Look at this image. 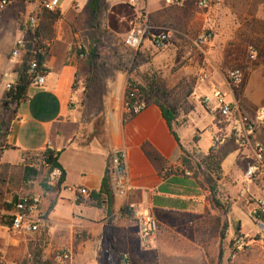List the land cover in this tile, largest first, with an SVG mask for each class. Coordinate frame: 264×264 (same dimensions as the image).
Instances as JSON below:
<instances>
[{"label": "crops", "instance_id": "1", "mask_svg": "<svg viewBox=\"0 0 264 264\" xmlns=\"http://www.w3.org/2000/svg\"><path fill=\"white\" fill-rule=\"evenodd\" d=\"M196 1L181 0V5H174L165 0H105V4L106 14L115 8L130 10L133 16L130 31L142 13L147 15L155 31H169L172 41H179L177 35L191 33L187 28L192 25L199 33L212 30L214 40L203 54L205 63L212 70L208 74L210 82L204 89L200 88L199 94L192 91L188 99L210 96L214 90H221L228 101L239 100L245 115L254 117L258 110H264V58L240 62L242 68L245 67V80L233 95L228 91L226 74L221 70L232 65L224 58L227 45L243 33L250 45L248 52L251 48L255 52L264 51V0H215L208 10L198 8ZM41 2L19 1L0 12V43L10 44L0 56V72L3 70L11 78L9 83L16 84L18 76L14 71L24 57L13 60L11 52L16 42L25 38L31 20L38 18ZM87 5L88 0H60L57 11L61 19L55 24L54 39L49 45L44 65L45 83L40 87H29L8 132L0 133V264H49L58 251L69 249L75 253L72 264H101L103 252L108 253L105 247L107 231L116 249L123 246L131 252L127 244L130 222H139L146 217L170 225L173 222H199L201 227L207 228L216 222H221V226L226 223L230 235L235 233L238 237L250 238L244 234L241 218L247 216L257 228L251 216L255 203L250 204L246 199L251 196L256 201L264 197V170L259 175V183L251 184L245 180L246 171L254 163L249 154H240L230 142L213 148V138L218 130L214 107H204L211 128L195 130L199 135L196 144L184 142L185 128L182 126L176 132L190 160L194 149L205 156L211 155V150H214L212 155H219L220 173L218 177L210 173V177L215 180L212 188L217 192L216 199L220 204L222 199L218 193L226 195L225 201L229 199L225 213L216 206L211 197L212 189L201 179L187 177L173 182L170 180L173 176L162 178L165 167L183 168V165L181 149L158 107L147 106L145 111L124 124L128 75L114 77L117 91L105 94L103 131L98 132L100 126L95 130L94 122L85 120L83 108L78 107L83 96V68L75 48L85 47L90 40ZM113 20L115 25L119 23L115 18ZM143 44L148 47L147 41ZM186 56L190 57L191 52ZM153 61L157 64V57ZM6 95L7 92L1 93L0 101L5 100ZM192 119L189 117V122ZM101 134L104 141L99 139ZM253 141L264 150V125L255 132ZM47 149L60 152L58 162L64 171L62 185L53 192V208L46 213L38 206L36 232H13V200L42 195L37 189H30L31 179L25 181L26 167L31 166L27 164V157ZM108 152L123 154L128 190L124 198L117 197L114 190L112 205L104 201L100 207H95L89 197H80L73 190L100 191L109 163ZM15 175L21 178V183L12 186ZM51 180L56 186L59 176ZM123 207H126L125 211H122ZM232 229H235L233 234ZM79 233L87 239L79 242ZM204 240L202 244L206 242Z\"/></svg>", "mask_w": 264, "mask_h": 264}, {"label": "rangeland", "instance_id": "2", "mask_svg": "<svg viewBox=\"0 0 264 264\" xmlns=\"http://www.w3.org/2000/svg\"><path fill=\"white\" fill-rule=\"evenodd\" d=\"M108 12L109 14H106L107 8L105 4L100 17V47L106 56L116 58V63L111 62L109 59L104 63V67L99 66L95 70V73H91V70L86 64L87 56L83 53V51H88L90 48V40L85 47L81 45V47L76 46L75 48L83 68L81 83L83 96L78 103V107L83 108L85 120L88 122L93 121L95 130L96 126H100L97 128L98 132L101 133L103 131L105 94L108 91H117V79L113 80V78H118L124 74L129 76V68L133 65L136 55L139 52L140 55L137 58L136 64L137 69L142 73L155 75L160 90L171 93L179 105V117L175 125V130L177 131L178 127L182 126V128H185L183 130L184 142L189 141L191 144H196L199 135L195 130H198V128L206 130L211 128V125L207 121V112L204 110L206 106L202 103V95L191 98L190 100L184 97L188 90L195 91L199 94L200 88L204 89L210 82V79L204 84L199 82V76L202 72H207L208 74L212 72L208 63H205L203 54L192 46V41L197 38L200 31L192 25L187 28L191 33L187 31V33H184V36L177 35L178 42L169 39L168 43L160 50L154 49L151 41H147L148 47H144L143 44L138 50H133L125 43L126 37L132 27L131 21L133 16L130 10L115 8L110 9ZM106 15L108 16L106 17ZM120 17H124V19ZM113 18L119 21V23H116L117 25L114 24L115 21ZM135 25H137V22ZM150 27L152 34L160 33L155 31L151 25ZM174 41L175 43H173ZM9 45L7 42L0 43V56L4 54ZM249 46L248 42L246 43L245 33L227 45L224 58L228 59L232 65L223 68L221 70L223 74L227 75L228 71L234 68H245H242L243 65H240V62L252 60L249 58ZM207 49L208 47L204 48L203 52L206 53ZM189 52H191V56L187 57L186 54ZM155 57L158 60L157 64L153 61ZM262 58H264V51L260 50L258 52L257 50L256 57L253 60ZM2 71L0 72V94L8 91L6 85L11 80ZM107 81L111 82L107 83ZM4 101H0V123ZM189 117L193 118L192 122H189ZM200 125L203 126L198 127ZM99 139L104 141L102 134L99 135ZM191 157L193 160L191 162L203 184H206V187L212 188L215 180L210 177V172L218 164L220 159L219 155L211 154L205 156L194 149ZM20 172L22 173V169ZM20 179L18 175H15L12 180V186L21 183ZM259 181L258 176L252 182H247L256 184ZM28 186L32 191L33 189H37L41 192L42 195L39 196V207L41 206L43 211L46 210L45 212L47 213L53 202L54 191L51 190L55 187L54 182L49 176L48 169L44 167L38 168V176L31 178ZM218 194L222 199L221 205L224 208H228V203H230L229 199L225 201L226 195L224 193ZM246 201L250 204L256 202L255 198L251 196ZM42 204H44V207ZM241 220H243L242 228L244 234L254 239L258 234L255 225L247 216L242 217ZM156 225L157 232L154 240L150 245L143 246L139 237V222H130V235L127 244H129L132 251H128L123 246L118 248L119 250L117 249L118 252L116 251V253H107V251H104L103 257L100 260L101 264H120V255H126L129 264H264V251L261 246L256 244L249 247L250 250L248 251L243 249L240 237L234 233L235 229H232L231 234L234 233L233 235L228 233L229 229L224 231L226 238L221 245L222 260H219V238H212L211 234L210 238L206 234L204 237L202 232L207 228L205 225L201 227L199 222H173L172 225L169 222H156ZM79 234L81 235L77 239L80 241L84 240L86 236L83 233ZM203 239H206L205 244H202ZM239 239L240 242H238ZM232 241H235L236 244L234 246L240 253L234 257L231 255L233 250V246L231 245ZM49 264H53V262H49Z\"/></svg>", "mask_w": 264, "mask_h": 264}, {"label": "built area", "instance_id": "3", "mask_svg": "<svg viewBox=\"0 0 264 264\" xmlns=\"http://www.w3.org/2000/svg\"><path fill=\"white\" fill-rule=\"evenodd\" d=\"M24 2L27 0H0V12L15 5L17 2ZM135 2L136 0H130ZM168 4L181 5V0H165ZM215 0H197L196 5L202 10H208ZM60 0H42L41 8L54 12L57 11ZM38 25V19L31 20L30 28L26 31L24 39H20L16 42L13 51L11 52V58L13 60H19L22 55L27 53L34 54L36 52V40L32 37L34 30ZM151 27L149 19L146 14L142 13L139 16L137 25L128 33L126 37V45L133 49L138 50L144 41H151L154 49H162L169 41V31H163L157 34L151 33ZM214 40V34L211 31L201 32L197 38L193 41L192 46L194 49L204 54L203 49L208 47ZM50 42L46 41L42 46L45 49H49ZM32 49V50H31ZM44 49V50H45ZM45 54V51H41ZM250 59H254L256 52L252 48L249 51ZM39 70L35 61L29 64V74L32 76V85L40 87L43 86L46 80V69L42 67V71ZM210 79L207 72H202L199 76L200 83H206ZM245 80V72L241 68H234L228 71L226 75V85L230 94H234L239 91ZM15 84H7V90H10ZM136 91V90H135ZM202 103L205 106L214 107L220 115L219 126L217 134L213 138V148H220L226 143H233L237 152L240 154L247 153L253 158V165L246 171L245 179L252 182L258 177L264 170V150L260 144L253 141V135L255 132L264 125V110H258L254 117L247 116L243 113L239 100L233 99L227 100V95L221 90H214L210 96L202 98ZM126 108V107H125ZM147 104L145 102L135 103L131 108H126L125 114L138 115L145 111ZM111 165L114 170V190L115 195L119 198H124L128 190L126 170L124 166V156L122 153H115L112 155ZM192 172L185 170L182 167H165L162 172V178L168 176L177 177H192ZM60 176V171H53L51 178L55 179ZM74 193L80 197H89L90 193L85 188H77L73 190ZM40 204L39 197L23 196L18 198V202L15 205L14 213L12 215L11 230L13 232L21 233H33L38 230L36 222L39 220L38 216H35L36 209ZM251 216L257 226L258 234L254 237V240L248 244L247 247L254 243L261 246L264 251V197L256 200L254 208L251 212ZM157 232L156 222L149 218L139 219V237L143 246H148L155 238ZM248 238H241V243H245ZM257 240V242H255ZM75 253L72 249L61 250L54 256L53 264H72ZM1 260V255H0ZM122 264H129L128 257L123 255Z\"/></svg>", "mask_w": 264, "mask_h": 264}, {"label": "trees", "instance_id": "4", "mask_svg": "<svg viewBox=\"0 0 264 264\" xmlns=\"http://www.w3.org/2000/svg\"><path fill=\"white\" fill-rule=\"evenodd\" d=\"M88 10L90 12V23H89V39H90V48L88 51H83L86 54L87 59V66L91 70V73H95L97 67H104V63L110 59L111 62L116 63V58H109L106 56L101 50V41H100V34H101V22L100 17L103 12V8L105 6V0H88ZM38 25L32 34V37L36 40V52L34 54L27 53L22 58V64L17 67L14 73L17 74L18 80L16 84L7 91L6 99L3 102V109L1 113V123H0V132L6 133L9 130L10 123L12 122L17 107L25 101L27 96V91L29 87L32 85V76L29 74V64L32 61H35L38 65L39 70L37 72L42 71V67L45 65L46 58L49 54V49H45L42 46L46 41L51 42L54 39V27L55 24L61 19V14L59 11H48L42 9L40 14L38 15ZM45 49V50H44ZM41 51H45V54H42ZM139 52L136 55V58L133 62V65L129 68V80H128V87L125 94V107L131 108L135 103L145 102L147 106L155 105L159 108L162 118L167 123L169 130L174 137L176 143L178 144L179 148L181 149L182 157L181 163L185 170H189L192 172V179L197 180L201 179L197 175V172L193 166V163L189 159L188 155L182 149L180 138L177 135L175 130V125L177 124V117L179 116V105L172 97L171 93L166 92L165 90H160L157 78L155 75H151L149 73H142L140 72L137 67V58L139 56ZM136 90V91H135ZM192 95V91L188 90L185 94V99L190 98ZM190 110V109H189ZM191 111V110H190ZM136 115H128L125 114L124 117V124L128 123L131 119H133ZM220 115L216 111L215 113V124L219 126ZM214 150H211L213 153ZM211 153V154H212ZM112 155L108 152L109 163L107 167V172L103 178L102 186L99 192H92L89 195V198L93 202V206L100 207L102 203L108 202L109 205H112L115 195H114V170L111 165ZM60 152H56L50 149H47L43 153L34 154L28 156V161L31 166L26 167L25 170V181H29L33 177H37L38 175V168H47L49 172V176L51 177L53 171L59 170L60 176L59 181L56 183V186L51 190L55 191L56 188H59L63 181H64V171L61 168L58 160H59ZM219 163L215 166V169H211V174L218 177L220 170H219ZM168 176L167 178H169ZM177 176H173L170 178L173 182H178V179H186L185 178H176ZM188 179V178H187ZM162 190V188H160ZM211 197L215 200V204L217 207L222 208V211L225 213V208L220 204V202L216 199L217 192L211 188ZM18 202V198H15L11 203V206H15ZM53 206L49 208L48 212L51 211ZM126 207H123L122 211H125ZM227 224L224 223L221 226V222H216L213 225L206 228L202 233L205 237L207 235L210 238V234L212 238L218 237L221 241L220 243V252H219V260H222V251L221 245L222 242L225 240L224 231L227 229ZM221 229V230H220ZM211 232V233H210ZM206 234V235H205ZM243 237H240V239ZM87 238L85 237L84 240ZM240 239L238 242H240ZM254 239L248 238L244 245L243 249L250 250L249 247L252 245H256L257 243L252 244L251 246L247 247L246 244L252 242ZM81 242L80 240H78ZM206 241V240H204ZM257 242V240L255 241ZM206 242H204L205 244ZM235 241L231 242L233 246L232 250V257L240 254L238 249L234 246ZM243 244V243H242ZM105 247L108 249V253H116L117 249L115 248V244L110 236V234L106 233L105 235ZM118 252V251H117ZM123 255L119 257V263L122 264ZM129 262V261H128Z\"/></svg>", "mask_w": 264, "mask_h": 264}]
</instances>
